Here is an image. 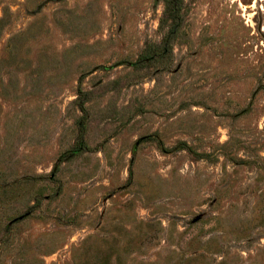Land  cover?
Returning <instances> with one entry per match:
<instances>
[{
	"label": "rangeland",
	"instance_id": "374dc122",
	"mask_svg": "<svg viewBox=\"0 0 264 264\" xmlns=\"http://www.w3.org/2000/svg\"><path fill=\"white\" fill-rule=\"evenodd\" d=\"M0 264H264V0H0Z\"/></svg>",
	"mask_w": 264,
	"mask_h": 264
}]
</instances>
